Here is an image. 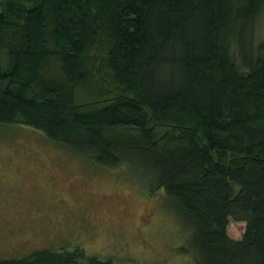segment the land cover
<instances>
[{"label":"trees","instance_id":"trees-1","mask_svg":"<svg viewBox=\"0 0 264 264\" xmlns=\"http://www.w3.org/2000/svg\"><path fill=\"white\" fill-rule=\"evenodd\" d=\"M264 0H0V125L139 158L194 264H264ZM240 46L241 66L231 54ZM230 218L247 223L227 235ZM0 264H115L81 246Z\"/></svg>","mask_w":264,"mask_h":264},{"label":"rangeland","instance_id":"rangeland-1","mask_svg":"<svg viewBox=\"0 0 264 264\" xmlns=\"http://www.w3.org/2000/svg\"><path fill=\"white\" fill-rule=\"evenodd\" d=\"M254 23L264 38V6ZM230 51L242 68L240 46ZM143 165L137 158L102 166L36 128L1 124L0 259L78 245L115 264H194L180 248L191 233L184 216L162 189L151 192ZM228 224L227 235L243 238L245 221Z\"/></svg>","mask_w":264,"mask_h":264},{"label":"flooded vegetation","instance_id":"flooded-vegetation-1","mask_svg":"<svg viewBox=\"0 0 264 264\" xmlns=\"http://www.w3.org/2000/svg\"><path fill=\"white\" fill-rule=\"evenodd\" d=\"M87 217V216H86Z\"/></svg>","mask_w":264,"mask_h":264}]
</instances>
